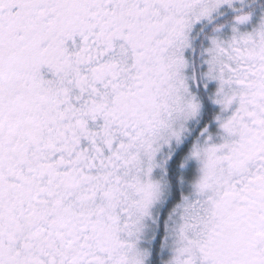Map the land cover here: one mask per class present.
Masks as SVG:
<instances>
[{"label": "snow or ice", "instance_id": "snow-or-ice-1", "mask_svg": "<svg viewBox=\"0 0 264 264\" xmlns=\"http://www.w3.org/2000/svg\"><path fill=\"white\" fill-rule=\"evenodd\" d=\"M0 264H264V0H0Z\"/></svg>", "mask_w": 264, "mask_h": 264}]
</instances>
